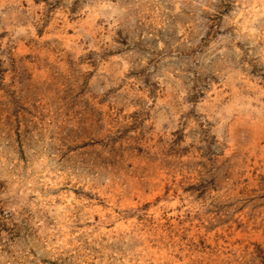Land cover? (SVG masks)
<instances>
[{
	"label": "rangeland",
	"instance_id": "1",
	"mask_svg": "<svg viewBox=\"0 0 264 264\" xmlns=\"http://www.w3.org/2000/svg\"><path fill=\"white\" fill-rule=\"evenodd\" d=\"M0 264H264V0H0Z\"/></svg>",
	"mask_w": 264,
	"mask_h": 264
}]
</instances>
